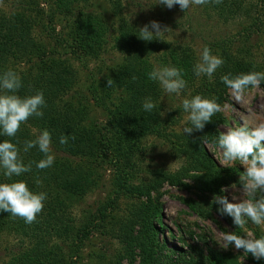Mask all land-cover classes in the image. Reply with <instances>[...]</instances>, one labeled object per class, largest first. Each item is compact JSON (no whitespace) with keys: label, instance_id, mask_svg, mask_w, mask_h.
Here are the masks:
<instances>
[{"label":"rangeland","instance_id":"374dc122","mask_svg":"<svg viewBox=\"0 0 264 264\" xmlns=\"http://www.w3.org/2000/svg\"><path fill=\"white\" fill-rule=\"evenodd\" d=\"M155 3L156 0H122L117 5L114 0H84L74 1L69 7L61 0H0V17L23 18L36 42L33 54L15 64L18 73H35L40 64L49 67L51 63H60L69 68L74 83L57 103L69 104L83 119L82 125L91 131L88 152L75 156L50 145L54 159L81 168L87 175L83 190L77 195H65L73 218L68 234L72 245L70 264H194L199 259H204L201 264H208L205 257L211 251L231 254L236 262L227 264H264V259L258 261L231 246L224 249L216 242L226 232L243 235L250 231L258 237L264 234V225L258 227L248 222L243 229L237 228L230 217L219 215L211 204L213 194L226 195L231 202V187L238 185L244 171L239 162L224 163L214 143L218 133L242 120L254 123L257 118L264 119L262 84L240 100L219 84L221 76L230 74L232 63L237 60L264 72V0H246L234 15L206 5H191L183 12L178 6L168 9ZM84 19L87 24L93 20L91 26L87 25L90 38L81 26ZM153 20L168 29L154 39L158 41L157 50L148 49L146 60L141 61L150 70L158 65L182 69L186 85L177 97L165 95L158 83L152 81L148 94L156 100L157 107L145 112L135 106L134 96L138 95L126 83L111 91L106 89V95L104 88L106 78L124 64L118 40L128 32L125 23L139 29ZM132 41L136 43L134 38ZM87 45L94 50L90 51ZM205 46L224 61L211 80L193 72ZM217 88L224 92L223 101L216 100L223 122L211 134L202 130L185 135L186 114L180 107L181 100L196 94L216 99ZM95 93L103 97L104 105L95 99ZM120 116L124 120L119 121ZM32 131L36 134L39 129L33 127ZM194 137H203L221 176L220 184L214 191H202L190 176L200 172L190 170L184 179L187 186L165 182L155 187L152 198L161 203L160 215L150 219L157 228V241L164 246L155 255L156 261L137 254L132 259L119 239L144 199L133 193L116 195L117 180L129 178L135 184L153 186L161 171L177 172L189 167L196 157L189 147ZM221 188L227 191L221 193ZM192 200L198 203L197 209L190 206ZM91 222L96 223L92 232L83 237L80 226ZM22 254L26 258L35 256L26 235L12 233L10 229L0 231V264Z\"/></svg>","mask_w":264,"mask_h":264},{"label":"trees","instance_id":"16d2710c","mask_svg":"<svg viewBox=\"0 0 264 264\" xmlns=\"http://www.w3.org/2000/svg\"><path fill=\"white\" fill-rule=\"evenodd\" d=\"M74 1L84 0H61L64 6L69 7ZM114 1L119 5L122 0ZM244 1L246 0H219V2L209 0L204 5L214 11L234 15L243 7ZM92 21L88 20L89 26L92 25ZM88 24L85 19L82 20L81 26L85 28L89 37L91 32L87 30ZM94 26L97 27L98 23H95ZM124 27L127 28L128 32L124 33L118 40L120 42H118L119 46L124 53V64L117 72L106 78L104 92L106 95L108 92L106 89L111 91L114 87H120V85H125L126 83L133 93L138 95L137 98L134 96L135 106L143 110L142 102L144 98L152 96L148 94V86L151 87L152 81L146 76L150 69L141 60H146L145 52L148 49L151 48L149 51L157 50L158 41H144L138 37L140 33L138 28L131 27L127 23H125ZM85 31L83 32L86 33ZM132 38L137 44L132 41ZM87 46L90 51L94 50L91 45ZM35 49L36 42L32 39V35L23 18L6 19L0 17V72L11 69L18 73L19 69L16 65L23 57L32 55ZM30 60L33 63L32 58H28V61ZM34 70H36L35 73H18L22 80V87L19 89L18 94L24 96L33 94L37 90L42 91L45 99V105L41 109L43 115L41 117H30L25 124L21 125L16 137L12 138V142L16 143L20 149V159L25 165H31L30 172L12 179L26 181L27 186L31 190L45 192L47 199L44 202L42 211L37 214L36 219L30 224L25 223L22 218L12 217L11 214L0 212V231L10 229L12 233L21 232L25 234L35 253L32 258L23 257V254L14 256L5 264H70V249H72V245L68 242V234L73 228V218L71 216L72 209L65 195H77L83 190V180H85L87 175L83 169L71 164H65L58 159H54L53 165L49 168L37 169L35 166L36 162L44 158V154L39 152L37 148L24 152L23 145L26 140L35 138L36 134L32 131L33 127H37L39 131L47 129L51 134V144L56 149L76 156L90 150L91 131L82 125L83 119L75 114L69 104L57 103L63 92L71 88L74 83L72 71L60 63H51L49 67L40 64ZM249 71L262 72V68L237 60L232 63V68H230L229 72L232 76H235ZM109 81H111L110 84L108 83ZM219 84L224 85L222 82ZM262 85L264 87V83ZM222 90L218 88L216 90V100L219 103L224 99ZM95 94V99L104 105L103 97L99 93ZM151 99L156 103L153 97ZM122 120H124V117L120 116L119 121ZM223 120L218 112L212 117V121L205 125L203 130L211 134L215 131V126L219 122H223ZM61 137L66 139V143H60ZM5 139L9 138L0 137V140ZM202 140L203 137H194L191 140L189 147L196 157L191 161L189 167L181 168L177 172L161 171L156 185H153L154 187L147 183L135 184L129 178L117 180L116 192L118 193L116 195L133 193L144 199L138 207L137 215L131 218V222L127 223L119 239L123 246L127 248L126 252L132 259L137 254L140 258L141 256L142 258L148 257L156 261L157 257L155 255L164 246L163 243L157 241V228L150 219L152 215H160L161 203L152 198V192L155 187H160L165 182L172 185L187 186L188 184L184 182V179L188 176L186 172L190 170L200 172L190 176L198 183V187L202 191H214L220 184L221 176H218L219 172L216 170L215 163ZM0 182H9L2 172H0ZM189 204L194 209L198 208V203L193 200L189 201ZM95 224L91 222V225L86 223L80 226V230L83 231V237H87L92 232ZM135 250L139 252L137 251L136 253ZM231 256L229 253L211 251L205 258H207L208 264L236 262ZM202 260L204 259L194 261V264H201ZM145 261L147 262V259ZM182 264L185 263L183 262Z\"/></svg>","mask_w":264,"mask_h":264},{"label":"clouds","instance_id":"9594fccd","mask_svg":"<svg viewBox=\"0 0 264 264\" xmlns=\"http://www.w3.org/2000/svg\"><path fill=\"white\" fill-rule=\"evenodd\" d=\"M208 2L209 0H156L155 4L168 9L178 6L185 12L191 5H204ZM166 29L168 28H162L158 21L153 20L139 28L138 37L144 41H152ZM223 63L219 55L212 54L205 46L193 66V72L197 77L205 76L211 80ZM146 76L158 83L165 95L174 94L179 97L186 85L183 70L171 65L154 66ZM220 79L234 98L240 100L244 94L264 83V72L249 71L235 76L225 74ZM21 87L22 80L17 72L11 69L0 72V137L9 138L0 140V172L9 181L0 182V212L22 218L25 223L30 224L42 211L47 194L31 190L26 181L12 179L31 171V165H25L20 159V149L12 142V138L16 137L21 125L30 117L43 115L41 109L45 105V99L43 92L39 90L21 96L18 94ZM155 107L151 97L144 98L142 108L145 112H152ZM180 107L186 114L183 133L187 136L194 131H202L212 121V117L221 111L215 98L200 94L183 98ZM51 142V134L47 129L38 131L34 139L24 142V152L37 148L44 154V158L36 162L37 169L43 170L53 165ZM60 143H66V139L61 137ZM214 143L226 165L239 162L244 171L239 176L238 185L231 187V202L226 195L213 194L211 204L216 206L219 215L230 217L237 228L243 229L248 222L258 227L264 225V119L257 118L254 123L242 120L237 126L219 132ZM220 191L223 193L227 189L221 188ZM216 242L224 249L231 246L251 254L256 260L264 259V234L257 237L250 231L243 235L226 232Z\"/></svg>","mask_w":264,"mask_h":264}]
</instances>
